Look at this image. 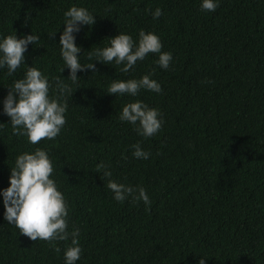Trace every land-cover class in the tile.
I'll use <instances>...</instances> for the list:
<instances>
[{
    "label": "trees",
    "instance_id": "obj_1",
    "mask_svg": "<svg viewBox=\"0 0 264 264\" xmlns=\"http://www.w3.org/2000/svg\"><path fill=\"white\" fill-rule=\"evenodd\" d=\"M215 2L208 12L203 0H0V42L39 37L15 73L0 68V264H66L71 238L32 241L4 219L11 168L37 148L49 155L50 179L67 202V231L79 230L75 264H264V0ZM73 6L96 18L73 33L81 65L96 64L95 73L78 71L75 83L60 48ZM157 8L162 15L154 19ZM141 30L172 53L168 69L157 64L159 53L128 72L115 61L97 62V48L119 34L138 46ZM31 66L49 79L50 99L68 105L59 135L38 144L14 135L4 113L9 88ZM145 75L160 93L109 95L114 81ZM57 77L71 92L61 95ZM137 101L162 113L151 137L119 119ZM136 144L147 160L133 156ZM109 179L144 188L150 205L131 196L116 201Z\"/></svg>",
    "mask_w": 264,
    "mask_h": 264
},
{
    "label": "clouds",
    "instance_id": "obj_2",
    "mask_svg": "<svg viewBox=\"0 0 264 264\" xmlns=\"http://www.w3.org/2000/svg\"><path fill=\"white\" fill-rule=\"evenodd\" d=\"M218 7L215 0H203L201 8L203 11L214 12ZM162 15L161 9L157 8L153 13L154 19ZM96 18L86 8L71 7L65 12V30L60 36L61 55L70 69L69 79L75 83L79 79L78 71L91 70L96 72V64L81 65L79 53L81 48L76 46L74 32H79L80 25L93 26ZM56 35V34H55ZM52 35L50 38H54ZM39 41L35 34L22 36L9 35L0 42V68L7 67L9 74L25 63V53L28 45H34ZM111 46L103 49L97 48L94 55L97 62L124 64L121 69L128 72L137 63L142 61L149 53H159L157 64L168 69L173 59L172 53L161 52L163 47L160 38L154 33H139L138 46L131 35L119 34L110 39ZM93 53H89V59ZM64 71V70H62ZM56 84L61 92H71V88L57 77ZM49 79L36 67H28L24 77L15 81L14 86L4 100V113L11 118L13 134L27 136L32 144H38L43 139L56 138L66 123L65 113L67 103H61L57 98L49 97L51 88ZM141 89L160 93L162 91L158 82L151 79L149 75L141 79H130L127 81H114L108 88L109 95L130 94L136 96ZM18 96V99H17ZM162 113L154 108H149L143 102L129 103L123 107L119 116L121 121L132 125L139 124L137 132L144 137H151L161 130L163 121L160 119ZM135 151L133 156L137 159L147 160L150 153L141 149L140 144L132 146ZM106 166L101 162L97 171ZM54 172L52 161L45 150L37 148L34 153H25L17 157L15 167L11 168L10 187L3 191V204L5 208L4 219L9 224H14L21 235L29 237L32 241L37 239L48 241H67L71 238V246L65 252L66 264H75L81 257L82 248L79 246V230L69 233L67 202L53 179ZM110 171H105V177H111ZM107 188L115 195L114 199L123 202L128 196L134 200H143L145 205H150L149 196L144 188L134 189L131 186L119 184L113 180L108 181ZM138 193V194H137ZM54 246V245H53ZM55 251L59 252L57 247ZM199 264H205L201 259Z\"/></svg>",
    "mask_w": 264,
    "mask_h": 264
}]
</instances>
